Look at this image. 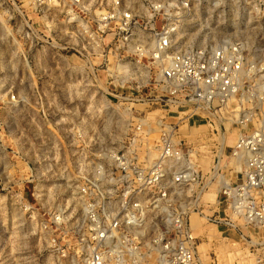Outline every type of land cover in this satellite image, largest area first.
I'll return each instance as SVG.
<instances>
[{
    "label": "built area",
    "instance_id": "obj_1",
    "mask_svg": "<svg viewBox=\"0 0 264 264\" xmlns=\"http://www.w3.org/2000/svg\"><path fill=\"white\" fill-rule=\"evenodd\" d=\"M144 1L146 13L116 0L96 20L78 15L84 24L78 25L80 35L93 52L100 51L107 93L122 100L128 125L121 146L91 144L69 162L75 166L71 199L44 213L40 227L63 234L51 239L53 249L63 258L73 250L79 264H221L210 245L203 251V239L194 233L191 217L197 212L216 227V234L235 233L251 264H264V57L242 40L196 47L179 43L181 12L189 9L190 0H182L179 8L164 0ZM70 4L63 8L66 26L77 28L71 21L77 0ZM63 5V0L59 5L0 0V12L13 39L29 42L30 49L47 37L36 30L32 16L47 18ZM107 35L113 36L109 45ZM128 85L136 97L111 93L117 91L113 87ZM5 96L0 94V116L5 105L13 114L28 105L27 97ZM138 104L146 108L137 109ZM194 120L207 130L193 135ZM230 125L239 134L224 161L229 137L224 128ZM83 139L82 133L75 134L76 147ZM213 187L216 203L203 201ZM23 206L29 214L39 210L28 201ZM203 208H213L212 213L206 215ZM63 228H75L74 247L65 242L70 233Z\"/></svg>",
    "mask_w": 264,
    "mask_h": 264
},
{
    "label": "rangeland",
    "instance_id": "obj_2",
    "mask_svg": "<svg viewBox=\"0 0 264 264\" xmlns=\"http://www.w3.org/2000/svg\"><path fill=\"white\" fill-rule=\"evenodd\" d=\"M115 1L77 0V16H71L77 28L66 26L63 8L71 5L70 0H63L65 6L52 10L47 18L40 14L32 16L37 19L36 30L47 37L44 42L34 41L30 49L29 42L13 39L0 12V94L28 98L26 108L19 106L13 114L9 105H5L0 116V124L5 125L3 131L0 129V264H79L73 250L69 257L63 258L53 249L51 239L63 234L54 232L56 228L42 230L40 224L44 213L70 201V179L75 166L70 167L69 162L79 157L82 148L91 144L119 147L126 133L129 116L120 107L122 100L118 102L107 93L109 84L103 57L100 51L93 52L87 46L78 26L84 25L78 15L96 20ZM120 1L135 12L146 13L144 0ZM164 1L179 8L182 0ZM53 2L59 5V0ZM181 13L179 43L196 47L222 40H242L253 54L264 57V0H190L189 9ZM112 40L113 36L107 35L105 45ZM130 86L113 87L117 91L111 93L136 97L138 93ZM143 94L146 97L148 90ZM170 116L173 117L171 113ZM169 121L174 122L172 118ZM193 124L196 133L207 130L196 129ZM224 129L229 133L225 161L235 146L239 129L231 125ZM77 132L84 139L77 140L76 147ZM25 201L39 210L29 214L23 206ZM205 201L215 204L216 194L211 191ZM203 210L210 215L213 208ZM191 221L195 235L203 239V251L210 245L211 255H218L221 264H251L243 257L244 246L235 233L227 231L223 237L216 234V227L197 212ZM72 230L63 228V232L70 233L65 242L74 247ZM251 232L256 237L253 229ZM207 235L215 240L209 243ZM233 241L239 245L234 247Z\"/></svg>",
    "mask_w": 264,
    "mask_h": 264
},
{
    "label": "bare ground",
    "instance_id": "obj_3",
    "mask_svg": "<svg viewBox=\"0 0 264 264\" xmlns=\"http://www.w3.org/2000/svg\"><path fill=\"white\" fill-rule=\"evenodd\" d=\"M138 106L140 107V108H139L140 110L144 108L143 104H138ZM174 111H176V110H174ZM150 119L153 121V119H155V114L151 115V116H150ZM194 122H197V124H198V126H199L198 129L205 131L206 127H204V125H202L198 120H194L193 123H194ZM186 123H188V122H186ZM191 123H192V122H191ZM183 130H186V126L184 127ZM199 133H202V132L200 131V132H198V133H193V135H196V134L199 135ZM203 163H204V165L206 166V168L208 169L209 166H210V161L207 160V159H205V160L203 161ZM211 191H212L214 194H216V198H217V195H218V190H217V188H216V187L211 188V190H210L207 194H210ZM207 194H206V195H207ZM206 195H205V196H206ZM204 201H205V197H204ZM205 202H209V201H205ZM215 203H216V202H215ZM194 222H196V221H194ZM191 224H192V221H191Z\"/></svg>",
    "mask_w": 264,
    "mask_h": 264
},
{
    "label": "crops",
    "instance_id": "obj_4",
    "mask_svg": "<svg viewBox=\"0 0 264 264\" xmlns=\"http://www.w3.org/2000/svg\"><path fill=\"white\" fill-rule=\"evenodd\" d=\"M193 126H194L196 129H198V128H199V126H198L197 122H194Z\"/></svg>",
    "mask_w": 264,
    "mask_h": 264
}]
</instances>
